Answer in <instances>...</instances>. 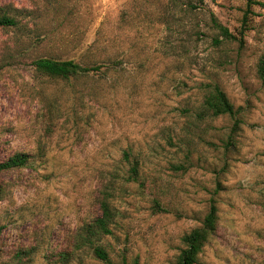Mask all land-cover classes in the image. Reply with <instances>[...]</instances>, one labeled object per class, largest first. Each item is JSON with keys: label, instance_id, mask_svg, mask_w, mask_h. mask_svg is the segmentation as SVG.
I'll use <instances>...</instances> for the list:
<instances>
[{"label": "rangeland", "instance_id": "1", "mask_svg": "<svg viewBox=\"0 0 264 264\" xmlns=\"http://www.w3.org/2000/svg\"><path fill=\"white\" fill-rule=\"evenodd\" d=\"M258 1L243 29L247 0H0L16 22L0 29V162L31 155L0 174V264H106L61 254L107 193L116 218L101 244L113 264H177L212 200L218 229L200 264H264ZM40 58L101 69L53 79ZM209 84L235 116L200 115ZM125 152L138 182L124 179Z\"/></svg>", "mask_w": 264, "mask_h": 264}, {"label": "trees", "instance_id": "2", "mask_svg": "<svg viewBox=\"0 0 264 264\" xmlns=\"http://www.w3.org/2000/svg\"><path fill=\"white\" fill-rule=\"evenodd\" d=\"M248 8L243 17V29L247 27L248 16L252 14L250 9L253 5H263L258 0H247ZM16 22L8 16H0V29L15 26ZM222 35L232 37L228 28L221 24H216ZM34 66L41 75L59 79L70 80L82 75H89L91 72H100L101 67L81 65L74 60H58L53 58H40L34 61ZM258 75L264 81V55L258 65ZM204 100L202 103L201 114L203 117L210 116L217 118L224 115L235 116L236 110L228 98L226 92L218 85L209 84L206 86ZM238 123L236 124V126ZM31 155L18 152L10 156L7 160L0 162V174L27 168L30 165ZM124 161L130 165L125 172L126 182H138L140 178L139 161H132L129 152L124 153ZM107 195V197H106ZM101 200V215L92 223L79 228L77 233V244L71 253H62V261H68L73 257H80L81 254L90 251L94 257L106 264H113L111 256L106 248L101 244L102 240L113 235L112 225L116 218V209L112 205L106 194ZM160 209L159 203H157ZM219 208L215 200H212L208 214L206 215L201 227L193 229L186 234L182 241L184 248L178 258L177 264H200V256L205 246L213 238L218 229ZM30 251L24 252L29 255Z\"/></svg>", "mask_w": 264, "mask_h": 264}]
</instances>
